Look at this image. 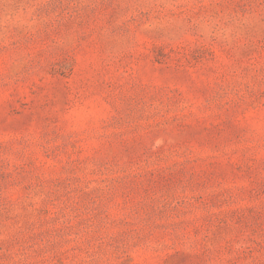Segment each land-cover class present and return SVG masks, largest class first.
Here are the masks:
<instances>
[{
  "label": "rangeland",
  "instance_id": "obj_1",
  "mask_svg": "<svg viewBox=\"0 0 264 264\" xmlns=\"http://www.w3.org/2000/svg\"><path fill=\"white\" fill-rule=\"evenodd\" d=\"M0 264H264V0H0Z\"/></svg>",
  "mask_w": 264,
  "mask_h": 264
}]
</instances>
